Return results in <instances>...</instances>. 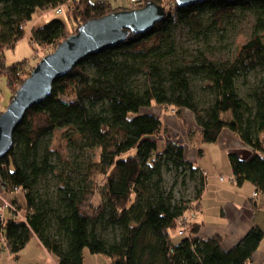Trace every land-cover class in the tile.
<instances>
[{
	"label": "trees",
	"instance_id": "16d2710c",
	"mask_svg": "<svg viewBox=\"0 0 264 264\" xmlns=\"http://www.w3.org/2000/svg\"><path fill=\"white\" fill-rule=\"evenodd\" d=\"M148 1L113 7L107 0H0V77L11 87L9 102L29 70L82 23ZM153 1L166 8L162 21L55 79L50 96L17 126L10 152L0 159V183L17 194L11 201L26 219L0 221L11 255L18 257L36 236L57 264H85L86 248L105 255L108 264H248L253 259L264 239L257 225L230 250L223 249L220 235L201 237L198 223L174 241L178 219L199 207L206 177L187 160L183 143L163 138L161 116L145 109L172 108L182 120L183 109L193 113L195 126L183 121L190 144L193 138L200 145L216 143L224 129L236 133L250 151L244 157L228 154L234 183L251 182L264 194V0L188 6ZM60 6L66 19L30 29L31 43L46 50L44 56L34 64L26 58L6 65L5 48L26 36L34 13ZM244 14L253 18L247 40L232 57H216L213 50L231 55L234 40L226 41V26ZM185 29L204 43L189 58L180 51ZM215 31L222 35L211 49ZM238 75L253 76L246 97L238 89ZM55 131L59 136L52 143ZM167 171L173 172L170 185ZM14 187L19 190L12 192Z\"/></svg>",
	"mask_w": 264,
	"mask_h": 264
},
{
	"label": "crops",
	"instance_id": "0c3cea01",
	"mask_svg": "<svg viewBox=\"0 0 264 264\" xmlns=\"http://www.w3.org/2000/svg\"><path fill=\"white\" fill-rule=\"evenodd\" d=\"M145 111L157 113L161 116L166 127V132H162L164 136L170 135L183 143L187 160L191 161L195 167H199L206 177L199 207L194 209L196 215L193 222L200 224L199 235L203 238L215 234L220 235L223 249L230 250L254 225L259 226L264 231V194L257 193L255 195L257 191L251 182H245L241 186L235 184L231 167L225 176L219 172L222 163L216 158L219 154H221V157L223 153H227L228 157L230 152L238 153L244 157L250 151L249 146L236 133L224 129L219 140L216 143H210L212 145L207 148L211 159L207 162L204 160V156L207 155L206 150H203L202 154H196L194 149H187L190 141L184 122L195 126L193 113L183 109L182 120L178 118L176 112L172 111V108L164 109L161 106L153 105ZM34 238L46 254L44 261L50 260L51 264H57L36 236H33L31 240ZM10 258L7 256V262ZM248 264H264V239Z\"/></svg>",
	"mask_w": 264,
	"mask_h": 264
},
{
	"label": "water",
	"instance_id": "95a60500",
	"mask_svg": "<svg viewBox=\"0 0 264 264\" xmlns=\"http://www.w3.org/2000/svg\"><path fill=\"white\" fill-rule=\"evenodd\" d=\"M204 1L176 0L179 6ZM165 16V6L150 0L138 8L117 10L89 19L61 41L37 63L0 113V159L10 152L14 132L27 111L50 96L55 79L72 71L86 57L126 41L130 34L147 32Z\"/></svg>",
	"mask_w": 264,
	"mask_h": 264
},
{
	"label": "rangeland",
	"instance_id": "374dc122",
	"mask_svg": "<svg viewBox=\"0 0 264 264\" xmlns=\"http://www.w3.org/2000/svg\"><path fill=\"white\" fill-rule=\"evenodd\" d=\"M92 2H96V1H103V0H91ZM110 3H112L113 7H117V6H128L130 5V0H107ZM66 13H62V14H57L54 10L52 9H48V10H38L34 13L33 18L31 21H29L26 24V36L19 40L14 46H10L5 48L4 50V62L6 63V65H11L13 63L25 60L26 58L31 59V63L34 64L36 62V60H38L37 57H43L44 54L47 52L46 50H44L43 48H39L38 46L34 45L31 43L30 41V37H29V33H30V29L33 26H42L45 23H47L49 20L53 19V18H60V19H66ZM252 23H253V18L251 15L249 14H244V15H240L230 26H226V30L227 32L226 34V41H231L234 40V44L231 46L230 50H231V55H228V53L226 51L223 50H213L214 51V55L218 58L221 59H226L228 58V56L232 57V52L234 54L237 45L244 43L249 34H250V28L252 27ZM74 25L70 24L69 28H73ZM224 34V35H225ZM222 35L220 34V32L215 31L214 34H212L210 41H209V46L208 48L211 47L215 48L217 47V40L219 36ZM179 42L180 45L183 48L180 49V51H183V56H186L187 58L191 57L193 54H195V51L198 47L202 48L204 45V43L195 40L190 33L187 32V30H183L180 32V36H179ZM218 49V48H217ZM52 51L54 49H51ZM211 50H208V54H210ZM181 54V53H180ZM33 69V67H32ZM29 70L30 72L32 71ZM260 72V71H258ZM237 84H238V89L240 91V93L242 94V96H245V93L250 85V83H252L253 81V76L252 75H238L237 78ZM200 84V82H198ZM0 111H3L6 109L7 105L9 104V98L11 95V87L8 84V81L6 79L5 76L0 77ZM246 97V96H245ZM150 109V108H149ZM172 111L174 112V110L172 109ZM179 118V116H178ZM59 136V132L55 131L53 138H52V143H55L56 138ZM163 138L165 137L164 134L162 133ZM162 136L160 137L159 140V148H161V146L164 145V141ZM170 136V135H169ZM168 137V136H166ZM165 137V138H166ZM164 138V139H165ZM193 142L192 144L187 146V149H194L195 153L198 154L199 148H202L203 150H206L207 155L204 156V160L209 162L211 159L209 157L210 153H208L210 145V143H205V144H199L198 143V139L197 138H193ZM58 151H62L57 149ZM62 153V152H61ZM69 153V149L66 146V150L63 151V157H67ZM221 154H219L216 158L218 160L221 161L222 165L220 166L219 172L223 173L226 176V173L228 170H230V164L228 162V157H227V153H223V155L220 157ZM224 164V165H223ZM224 168V169H222ZM173 172L167 171L164 175H165V179L167 181V184L170 185L171 184V174ZM51 183L53 184L54 181L52 179ZM193 186V185H192ZM192 186L190 187V191L192 192ZM177 191L181 192L180 189L176 188ZM0 191L4 194L5 197H7L9 200L12 199V197H15L14 193H7L4 191L3 187L0 184ZM185 194L188 196L189 194L187 192H185ZM182 195V194H180ZM19 197V202L21 204V206H24L25 204V198L24 195L22 193L18 194ZM189 197V196H188ZM193 203V202H192ZM195 209V208H193ZM196 215V212H195ZM191 226V224H190ZM193 226V225H192ZM173 238L174 241H177L180 238V235L178 234L177 231H175L173 233ZM45 252L43 250V248H41V246L37 243V240L34 238L30 241V243L28 244V246L23 249L21 252L18 253V257H16V255H12L10 259H8L7 262V255L3 254L0 257V264H51L50 260L45 262L44 260L46 259L45 257ZM109 263V259L103 255V254H92L89 252V250L86 248L85 249V264H108Z\"/></svg>",
	"mask_w": 264,
	"mask_h": 264
},
{
	"label": "built area",
	"instance_id": "2783aa9c",
	"mask_svg": "<svg viewBox=\"0 0 264 264\" xmlns=\"http://www.w3.org/2000/svg\"><path fill=\"white\" fill-rule=\"evenodd\" d=\"M54 11L58 14L63 13V6L57 7L54 9ZM31 70V69H30ZM1 93V90H0ZM3 187L4 191L6 192L5 187L0 183ZM18 187H14L13 191H18ZM257 195V193H255ZM15 218L17 220L25 221V216L21 209L19 208L18 204L16 202H13L9 200L7 197L4 196V194L0 191V221L3 223L7 218ZM195 218V210H188L186 211L179 219H178V233L181 234L184 231H186L189 227H191L194 222ZM16 220V221H17ZM191 224V226H190ZM6 254L9 257H11V253L8 250V241L6 234L3 230V228H0V257Z\"/></svg>",
	"mask_w": 264,
	"mask_h": 264
}]
</instances>
